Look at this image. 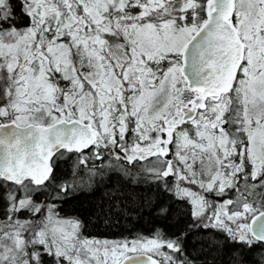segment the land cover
I'll list each match as a JSON object with an SVG mask.
<instances>
[{
  "label": "snow or ice",
  "instance_id": "1",
  "mask_svg": "<svg viewBox=\"0 0 264 264\" xmlns=\"http://www.w3.org/2000/svg\"><path fill=\"white\" fill-rule=\"evenodd\" d=\"M0 264H264V0H0Z\"/></svg>",
  "mask_w": 264,
  "mask_h": 264
},
{
  "label": "trees",
  "instance_id": "2",
  "mask_svg": "<svg viewBox=\"0 0 264 264\" xmlns=\"http://www.w3.org/2000/svg\"><path fill=\"white\" fill-rule=\"evenodd\" d=\"M71 161L62 165L64 171L67 173L70 171ZM82 195L77 201L72 202L71 205L65 206L66 209L71 212L73 208L82 212L86 217L91 211L94 201L97 196ZM152 219L145 214L143 218H138L135 215L132 217H121L119 215L108 218L105 223L103 219L92 218V224L89 226V230L94 235H99L109 239H118L121 236H128L130 233L137 230L147 233L151 227ZM195 255V253H193ZM210 259V258H209Z\"/></svg>",
  "mask_w": 264,
  "mask_h": 264
}]
</instances>
